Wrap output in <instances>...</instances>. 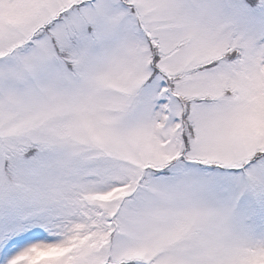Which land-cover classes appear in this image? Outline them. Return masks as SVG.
Listing matches in <instances>:
<instances>
[{"label": "snow or ice", "instance_id": "6c2138e0", "mask_svg": "<svg viewBox=\"0 0 264 264\" xmlns=\"http://www.w3.org/2000/svg\"><path fill=\"white\" fill-rule=\"evenodd\" d=\"M0 264H264V0H0Z\"/></svg>", "mask_w": 264, "mask_h": 264}]
</instances>
